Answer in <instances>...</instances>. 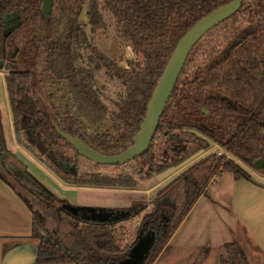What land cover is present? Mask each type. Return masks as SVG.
<instances>
[{
  "label": "trees",
  "instance_id": "obj_1",
  "mask_svg": "<svg viewBox=\"0 0 264 264\" xmlns=\"http://www.w3.org/2000/svg\"><path fill=\"white\" fill-rule=\"evenodd\" d=\"M231 0H0V65L17 143L70 185L134 188L138 179L196 160L161 186L152 211L137 228L154 230L141 264L152 262L200 195L217 175L264 176V0H237L236 7L206 29L188 48L169 99L146 150L119 166L136 162L134 173L80 170L84 156L63 133L78 135L96 151L117 154L133 143L151 93L178 40L197 20ZM86 6L91 29L103 23L101 8L117 23V33L138 56L127 66L102 52L87 36L80 13ZM11 25V27H9ZM119 81L111 99L101 97L100 70ZM212 144L223 151L209 150ZM72 149L73 154L66 152ZM0 119V178L32 212L35 262L110 264L128 253L135 238L124 217L100 221L80 217L17 175ZM262 160L261 166L255 160ZM63 218L85 245L75 252L51 234L42 214ZM138 230V229H137ZM211 246L201 245L190 264H202ZM213 264H250L238 240L219 244Z\"/></svg>",
  "mask_w": 264,
  "mask_h": 264
},
{
  "label": "crops",
  "instance_id": "obj_2",
  "mask_svg": "<svg viewBox=\"0 0 264 264\" xmlns=\"http://www.w3.org/2000/svg\"><path fill=\"white\" fill-rule=\"evenodd\" d=\"M207 191L208 194L198 196L169 237L167 251L152 264H190L197 249L206 244L211 249L202 264H213L217 246L234 239L241 244L250 264H264V176L253 172L251 178H236L231 171H224L208 185ZM94 208L110 211L111 219L126 215L121 206ZM82 210L89 213L86 207ZM134 217L138 216L123 221L130 233L133 228H129L128 221L136 226L137 222L132 221ZM147 231L154 232L145 228L141 234ZM31 233L30 208L0 178V264H76L29 261L38 243ZM125 257L127 254L110 264L118 263Z\"/></svg>",
  "mask_w": 264,
  "mask_h": 264
},
{
  "label": "rangeland",
  "instance_id": "obj_3",
  "mask_svg": "<svg viewBox=\"0 0 264 264\" xmlns=\"http://www.w3.org/2000/svg\"><path fill=\"white\" fill-rule=\"evenodd\" d=\"M100 11L102 13L103 23L96 26L95 29H91L87 20L86 6L83 7L80 13V19L84 23L87 36L90 42L97 46L102 52L116 59L120 65L127 66L128 59L138 56H136L131 48L119 37L114 16L103 7ZM9 27H11V25ZM9 68L10 65L6 63L0 65V119L3 126L4 142L8 152L4 157L17 175L22 176L29 184L35 186L39 192L47 196L56 206L65 207L66 205H70L82 208L89 206H121L126 211L141 208L140 213L136 215L138 217H134L132 220L137 222V225L134 226L131 221H128L129 228H133L129 236L136 239L140 231V228H137L138 225L141 223L144 215L152 211V199L156 191L188 164L204 154V152L197 153L177 166L165 169L148 178L142 180L138 179L137 185L131 189L65 184L34 156L23 147H20L15 139L4 81V73L7 72ZM97 80L99 87L102 89V99L112 107L111 99L116 98L121 90L119 81L107 76L103 69L98 72ZM209 150L223 151V149L216 144H212ZM66 152L71 155L73 154L72 149H66ZM76 162L80 170H98L108 173H134V168L137 165L136 162L133 161L129 164L125 163L119 166H113L86 156H77ZM249 170L252 171V173L255 172L252 169ZM135 177H137L136 174ZM41 214L45 225L52 235L60 239L75 252H82L85 249V245L76 235L73 226L68 221L63 218H54L44 213ZM35 238L39 241V238Z\"/></svg>",
  "mask_w": 264,
  "mask_h": 264
},
{
  "label": "water",
  "instance_id": "obj_4",
  "mask_svg": "<svg viewBox=\"0 0 264 264\" xmlns=\"http://www.w3.org/2000/svg\"><path fill=\"white\" fill-rule=\"evenodd\" d=\"M51 1L52 0H43L42 8L44 11H49L51 7ZM236 5L237 0H231L214 8L202 18L197 20L181 36L151 93L150 99L147 103L146 113L142 122L140 123L139 130L133 137V143L131 145L117 154L105 155L90 147L82 139H80L78 135H69L66 133H63V135H65L68 141L79 151V153L103 163L125 162L146 150L155 133L158 121L169 99L182 62L191 43L206 29L231 12L236 7ZM261 164L262 160L257 158L255 160V165L261 166ZM65 208L73 214H76L79 212V210L83 209L82 207L70 205H66ZM86 209L89 210V214L83 213L82 217L84 218L96 219L100 221L112 220L111 212L108 210L94 207H86ZM154 237L155 233L153 231H147L145 234H138L136 242L132 244V247L127 253V257L118 263L113 264H141L145 253L148 251L154 241ZM35 257L36 251L29 261H35Z\"/></svg>",
  "mask_w": 264,
  "mask_h": 264
},
{
  "label": "flooded vegetation",
  "instance_id": "obj_5",
  "mask_svg": "<svg viewBox=\"0 0 264 264\" xmlns=\"http://www.w3.org/2000/svg\"><path fill=\"white\" fill-rule=\"evenodd\" d=\"M85 213V214H89L88 212L84 211V210H79L78 213H76L78 216L82 217V214ZM113 220V219H112ZM142 232V229H140L139 231V234H141ZM138 236V235H137ZM137 238V237H136Z\"/></svg>",
  "mask_w": 264,
  "mask_h": 264
}]
</instances>
